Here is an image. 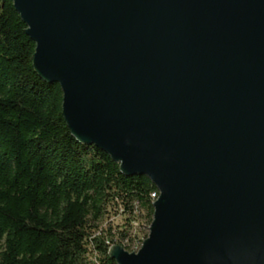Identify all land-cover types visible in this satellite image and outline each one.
<instances>
[{
  "label": "water",
  "instance_id": "1",
  "mask_svg": "<svg viewBox=\"0 0 264 264\" xmlns=\"http://www.w3.org/2000/svg\"><path fill=\"white\" fill-rule=\"evenodd\" d=\"M71 138L158 192L115 264H264V0H12Z\"/></svg>",
  "mask_w": 264,
  "mask_h": 264
},
{
  "label": "trees",
  "instance_id": "2",
  "mask_svg": "<svg viewBox=\"0 0 264 264\" xmlns=\"http://www.w3.org/2000/svg\"><path fill=\"white\" fill-rule=\"evenodd\" d=\"M26 28L0 0V264H115L110 248L141 239L135 223L149 229L157 190L71 138Z\"/></svg>",
  "mask_w": 264,
  "mask_h": 264
},
{
  "label": "rangeland",
  "instance_id": "3",
  "mask_svg": "<svg viewBox=\"0 0 264 264\" xmlns=\"http://www.w3.org/2000/svg\"><path fill=\"white\" fill-rule=\"evenodd\" d=\"M117 219L119 220V217ZM134 226H135L134 232H139L141 239L134 238L133 242H125L124 243L125 246L129 249L128 250L129 253L137 252L139 250V248L141 247V241L143 240L142 236L144 234L148 235V230H147L146 226L144 225V222H143V226H139V224H137V223H135Z\"/></svg>",
  "mask_w": 264,
  "mask_h": 264
},
{
  "label": "built area",
  "instance_id": "4",
  "mask_svg": "<svg viewBox=\"0 0 264 264\" xmlns=\"http://www.w3.org/2000/svg\"><path fill=\"white\" fill-rule=\"evenodd\" d=\"M157 198H158V192L157 191L156 192H152L150 194V199L152 201V204L156 201Z\"/></svg>",
  "mask_w": 264,
  "mask_h": 264
}]
</instances>
